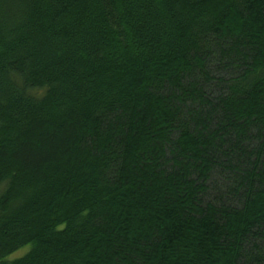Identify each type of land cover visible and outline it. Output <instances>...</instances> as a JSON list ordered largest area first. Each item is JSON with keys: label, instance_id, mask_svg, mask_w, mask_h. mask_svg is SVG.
Returning a JSON list of instances; mask_svg holds the SVG:
<instances>
[{"label": "trees", "instance_id": "1", "mask_svg": "<svg viewBox=\"0 0 264 264\" xmlns=\"http://www.w3.org/2000/svg\"><path fill=\"white\" fill-rule=\"evenodd\" d=\"M0 264H264V0H0Z\"/></svg>", "mask_w": 264, "mask_h": 264}, {"label": "rangeland", "instance_id": "2", "mask_svg": "<svg viewBox=\"0 0 264 264\" xmlns=\"http://www.w3.org/2000/svg\"><path fill=\"white\" fill-rule=\"evenodd\" d=\"M29 249H30V245H26V246L20 248L17 252H14L13 254H11V256H9V259L21 256V255L25 254Z\"/></svg>", "mask_w": 264, "mask_h": 264}]
</instances>
